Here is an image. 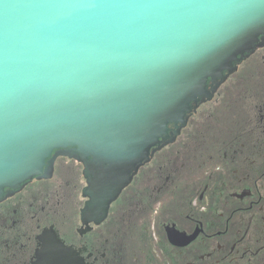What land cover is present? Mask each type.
Here are the masks:
<instances>
[{
	"label": "water",
	"instance_id": "1",
	"mask_svg": "<svg viewBox=\"0 0 264 264\" xmlns=\"http://www.w3.org/2000/svg\"><path fill=\"white\" fill-rule=\"evenodd\" d=\"M262 46L264 0H0V198L69 156L88 223Z\"/></svg>",
	"mask_w": 264,
	"mask_h": 264
},
{
	"label": "flooded vegetation",
	"instance_id": "2",
	"mask_svg": "<svg viewBox=\"0 0 264 264\" xmlns=\"http://www.w3.org/2000/svg\"><path fill=\"white\" fill-rule=\"evenodd\" d=\"M225 75L88 223L79 159L6 188L0 264H264V46Z\"/></svg>",
	"mask_w": 264,
	"mask_h": 264
}]
</instances>
